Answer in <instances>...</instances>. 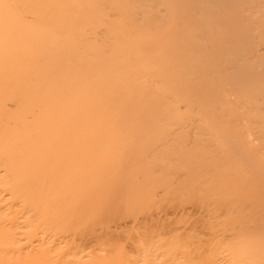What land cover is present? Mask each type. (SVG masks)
Returning <instances> with one entry per match:
<instances>
[{
  "label": "bare ground",
  "instance_id": "bare-ground-1",
  "mask_svg": "<svg viewBox=\"0 0 264 264\" xmlns=\"http://www.w3.org/2000/svg\"><path fill=\"white\" fill-rule=\"evenodd\" d=\"M0 264H264V0H0Z\"/></svg>",
  "mask_w": 264,
  "mask_h": 264
}]
</instances>
